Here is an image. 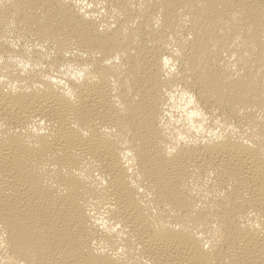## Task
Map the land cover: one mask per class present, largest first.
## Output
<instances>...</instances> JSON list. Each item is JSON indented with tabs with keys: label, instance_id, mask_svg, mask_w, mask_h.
I'll list each match as a JSON object with an SVG mask.
<instances>
[{
	"label": "bare ground",
	"instance_id": "bare-ground-1",
	"mask_svg": "<svg viewBox=\"0 0 264 264\" xmlns=\"http://www.w3.org/2000/svg\"><path fill=\"white\" fill-rule=\"evenodd\" d=\"M0 264H264V0H0Z\"/></svg>",
	"mask_w": 264,
	"mask_h": 264
}]
</instances>
